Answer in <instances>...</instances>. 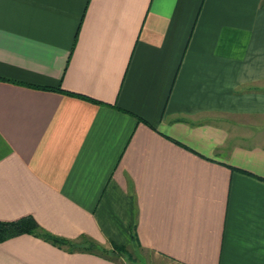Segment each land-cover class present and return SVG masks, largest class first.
I'll list each match as a JSON object with an SVG mask.
<instances>
[{"label": "crops", "instance_id": "crops-1", "mask_svg": "<svg viewBox=\"0 0 264 264\" xmlns=\"http://www.w3.org/2000/svg\"><path fill=\"white\" fill-rule=\"evenodd\" d=\"M25 216L75 248L0 264H264V0H0V221Z\"/></svg>", "mask_w": 264, "mask_h": 264}, {"label": "trees", "instance_id": "trees-1", "mask_svg": "<svg viewBox=\"0 0 264 264\" xmlns=\"http://www.w3.org/2000/svg\"><path fill=\"white\" fill-rule=\"evenodd\" d=\"M54 90L61 91L59 86H56L53 88ZM69 93V92H67ZM82 99L88 100L90 102L98 103L96 100L86 97V96H81ZM21 234H29V235H34L37 237L42 238L43 240L51 243L54 246L57 247H69V248H75V246L68 242L67 240L57 238L55 236H52L46 232H44L39 225L36 223V221L31 218L30 216H25L22 218H19L14 221H0V242L21 235ZM87 244L85 246L86 250H93V249H100L102 253L105 252L104 249L99 248L96 244L92 243L91 241L86 240ZM116 249V248H115ZM123 249V248H121Z\"/></svg>", "mask_w": 264, "mask_h": 264}, {"label": "rangeland", "instance_id": "rangeland-1", "mask_svg": "<svg viewBox=\"0 0 264 264\" xmlns=\"http://www.w3.org/2000/svg\"><path fill=\"white\" fill-rule=\"evenodd\" d=\"M142 256H144L142 259H143V262L144 264H163L162 262H156L155 259H153L152 257H150L149 255L145 254L142 252L141 254ZM107 256L109 257H114V258H117L116 256H114L113 254H111L110 252H107ZM132 255H129V258L131 259ZM125 260V259H124ZM121 264H128V263H124L123 261H121Z\"/></svg>", "mask_w": 264, "mask_h": 264}]
</instances>
